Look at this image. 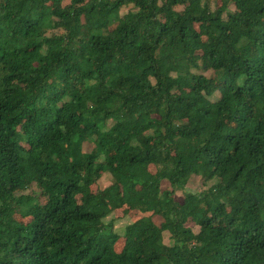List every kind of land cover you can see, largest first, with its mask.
<instances>
[{"label":"trees","instance_id":"16d2710c","mask_svg":"<svg viewBox=\"0 0 264 264\" xmlns=\"http://www.w3.org/2000/svg\"><path fill=\"white\" fill-rule=\"evenodd\" d=\"M65 1L0 0V264H264V0Z\"/></svg>","mask_w":264,"mask_h":264},{"label":"rangeland","instance_id":"374dc122","mask_svg":"<svg viewBox=\"0 0 264 264\" xmlns=\"http://www.w3.org/2000/svg\"><path fill=\"white\" fill-rule=\"evenodd\" d=\"M68 2H69V0H66V1H65V3H68ZM215 3H216V2H215ZM220 4H221V3H220V1H219V2H218V5H220ZM130 8H131V7L124 8V9H123V12L125 13V12L129 11ZM54 33H58V31H56V32H53V31H52V32L49 33V35H52V34H54ZM209 74H211V72L207 73V75H209ZM217 96H218V95H217ZM215 98H217V97H215ZM93 148H94V145H93L92 143L87 142V143L84 144V150H85L86 152H91V151L93 150ZM151 170H152V171H155L154 167H151ZM216 182H217V180H213V181H211V182L205 183L201 177L194 176V177H192V178L190 179L188 185H187L186 188H184V189H180V188H178V187L175 188V187L171 186L170 183H169L168 181H164V182L162 183V188H163V189H173L174 192H175V199H176L177 201H179V202H182V201L184 200V196H185L186 193H188V192H192V193H200V192H202V191H204V190H207L208 188H210V187L213 186L214 184H216ZM111 183H112V176H111V174H110V173H105V174L102 176V178L99 180V182L97 183V185H95V186L93 187V190H96L97 188L104 189V188L108 187ZM32 190H35V188H33ZM32 190H28L25 194H29ZM118 216H121V212H120V211H117L114 215L110 216L106 221L108 222V221L111 220L113 217H118ZM17 218H18L19 220H23V221H25V222H26V221H29V219L24 220V219H22L20 216H17ZM139 218H140V215L137 214V213L132 214V215H130V216H128V217H125V218L121 221V223L118 224V228H121V227L124 228V226L129 225L130 223L136 221V220L139 219ZM155 221H156L157 224H160V223L162 222V220L159 219V218H155ZM188 226L191 227L192 230H193L194 232H196V233L199 231V228H198L197 226H195L192 222H190V223L188 224ZM164 242H165V244H167V245H171V244H172V241H171V239H170V234H169L168 232H165V233H164ZM123 246H124V243H123V240H121V242H119V243L116 245V249H117V251H121L122 248H123Z\"/></svg>","mask_w":264,"mask_h":264}]
</instances>
